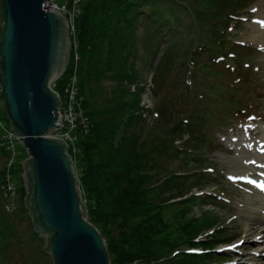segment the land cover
Segmentation results:
<instances>
[{
  "label": "rangeland",
  "instance_id": "1",
  "mask_svg": "<svg viewBox=\"0 0 264 264\" xmlns=\"http://www.w3.org/2000/svg\"><path fill=\"white\" fill-rule=\"evenodd\" d=\"M176 1L180 5L176 8L179 25L175 38L169 34L153 38L155 26L151 23L141 25L137 32L134 61L139 82L131 89H142L139 111L142 121L136 129L149 145L155 133L168 135L169 129L178 122L188 128L192 125L188 129L190 133L176 139L180 151L159 161L162 172L154 182L161 180L162 184L172 175L177 176L164 197L175 199L170 203L178 202L180 209L185 207L187 198H200L186 215L190 221L209 223L197 237L194 254L206 256L202 257L204 264H264L262 235L245 240L235 229L258 219L263 221L259 226L264 230V143L255 149L257 139H250L245 132L241 136L235 134L253 129L264 137V52L249 29L259 22L256 18L245 21L247 15H257L255 12L262 9L264 0H225L223 5L213 0ZM66 2L55 3L63 6ZM210 9L220 11L217 24L207 23L215 13ZM221 36L226 48L225 61L213 59L206 50L200 51L205 69L179 60L178 56L185 50L191 49L194 53L201 43L210 45L212 38L217 42ZM70 37L73 41V36ZM169 65L173 67L172 74L161 81L160 74H168ZM72 73L69 68L55 83L53 90L60 98L71 84ZM156 77L159 79L155 82ZM113 85L111 81L102 83L107 92ZM5 118L0 106V121L8 129L10 125ZM172 137L167 136L169 142ZM238 137L241 141H237ZM201 138L205 144L198 142ZM17 152L15 184L19 190L23 171L20 165L28 157L20 144ZM4 161L1 159L0 165ZM18 197L20 200V193ZM169 211V221L173 222L176 210ZM25 226H20L21 233L25 232ZM211 239L216 240V245L212 244L215 249L206 252V240ZM247 242L253 243L250 251L243 249ZM178 249L184 252L188 248L183 244ZM175 256L177 260L179 255Z\"/></svg>",
  "mask_w": 264,
  "mask_h": 264
},
{
  "label": "trees",
  "instance_id": "2",
  "mask_svg": "<svg viewBox=\"0 0 264 264\" xmlns=\"http://www.w3.org/2000/svg\"><path fill=\"white\" fill-rule=\"evenodd\" d=\"M213 1L217 5L225 3ZM179 5L176 0H82L76 21L78 84L90 126L87 132H77V153L73 159L88 221L105 239L112 264H204L202 257H206L195 255L194 250L198 246L197 237L209 223L186 218L190 207L198 204L200 198H187L185 207L180 209L178 202L170 203L175 199L164 197L177 176L172 175L162 184L161 180L154 182L162 172L159 161L180 151L176 139L190 133L192 125L188 128L178 122L168 131L169 136L173 135L170 142L168 135L155 133L148 145L136 129L142 121L139 115L142 89H131L139 82L134 60L140 26L154 25L153 38L167 34L175 38ZM219 13L211 14L207 23L217 24ZM217 39L215 42L216 38H212L210 45L201 43L194 53L191 49L183 50L179 60L205 69L200 58L206 50L213 59L225 61L223 38ZM170 61L171 58L168 64ZM73 66L72 50L69 68ZM169 67L168 74H160L161 81L171 76L173 67ZM211 74L218 78L217 74ZM104 81L114 84L108 92L102 87ZM201 139L198 142L205 144V139ZM1 159L6 160L3 149ZM4 166L5 161L0 165V186ZM20 180V203L14 213L6 211L0 191V264H54L46 251V240L34 231ZM172 208L176 210L175 222L168 217ZM21 225H26L24 233L20 231ZM214 242L206 240V252L215 249ZM183 244L188 249L181 252L178 248ZM175 255H179L177 260Z\"/></svg>",
  "mask_w": 264,
  "mask_h": 264
},
{
  "label": "water",
  "instance_id": "3",
  "mask_svg": "<svg viewBox=\"0 0 264 264\" xmlns=\"http://www.w3.org/2000/svg\"><path fill=\"white\" fill-rule=\"evenodd\" d=\"M57 0H0V106L27 151L22 177L34 231L54 264H112L105 239L87 218L75 164L65 141L60 96L72 41Z\"/></svg>",
  "mask_w": 264,
  "mask_h": 264
},
{
  "label": "built area",
  "instance_id": "4",
  "mask_svg": "<svg viewBox=\"0 0 264 264\" xmlns=\"http://www.w3.org/2000/svg\"><path fill=\"white\" fill-rule=\"evenodd\" d=\"M81 3L82 0H67L66 4L63 6L54 3L52 5L53 9H51L54 12L63 14L67 18L69 33L73 36V41L71 39L72 50L74 49L75 52L74 66L71 68L73 71L71 84L64 97L60 98L62 105L58 113L59 117H61L62 125L58 131L51 135V137L66 142L68 146V154L71 156L73 162V156L77 153V132L79 130L87 132L90 126L89 118L84 109V99L79 90L77 71L79 56L76 52L77 44L75 35L76 21L81 14ZM54 87L55 84L52 86V89H54ZM3 126V123L0 121V149H3L6 153V162L3 169V180L0 186V191L3 200L5 201L6 211L14 213L17 210L20 201L18 200L19 191L15 184V170L17 166L16 160L19 154L17 152V146L20 144L19 139L21 137L12 132L10 128L7 129ZM27 160L28 158L22 162V168ZM21 175L23 177V171Z\"/></svg>",
  "mask_w": 264,
  "mask_h": 264
},
{
  "label": "bare ground",
  "instance_id": "5",
  "mask_svg": "<svg viewBox=\"0 0 264 264\" xmlns=\"http://www.w3.org/2000/svg\"><path fill=\"white\" fill-rule=\"evenodd\" d=\"M51 9H53L52 6L51 5L48 6V10L51 12H54ZM255 13H257V15H255L254 13L247 15V17L245 18L246 19L245 21H250L251 19L256 18V20L259 22L258 26L254 25V26H251L249 29H250L251 33L255 34L254 41L261 43V48L263 49V52H264V6H262V9L260 8ZM58 116H59V113H58ZM244 132L248 136H250V139L255 138L258 140V141L256 140V143L254 144L255 149H257V147L260 144L264 143V137H262V134L258 131L253 130V129L243 130V131L235 133V134L238 136H241L242 133H244ZM260 135H261V137H260ZM230 141H232V139H230ZM237 141H241L240 137H238ZM240 152H242V151H240ZM245 153H248V152H245ZM204 200L202 199L201 201L204 202ZM197 203H199V202H197ZM248 222L249 223L247 224L246 227H241V226L236 227L235 228L236 234L242 235V237H244L245 240L253 239L257 235L258 236L262 235L261 237L264 238V230L259 226V225H261V223L263 221H260L258 219H254V220H250ZM252 246H253V243L247 242V244H245L243 249L246 251H250V250H252ZM257 258H258V256L254 257V259H257Z\"/></svg>",
  "mask_w": 264,
  "mask_h": 264
}]
</instances>
